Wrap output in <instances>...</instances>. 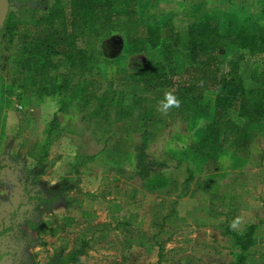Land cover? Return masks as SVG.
I'll use <instances>...</instances> for the list:
<instances>
[{
	"label": "rangeland",
	"instance_id": "obj_1",
	"mask_svg": "<svg viewBox=\"0 0 264 264\" xmlns=\"http://www.w3.org/2000/svg\"><path fill=\"white\" fill-rule=\"evenodd\" d=\"M51 3L11 0L6 17L28 23ZM137 8L149 26L212 21L223 34L264 32V0H137ZM98 47L94 93L117 69L138 71L164 57L161 48L133 53L120 33ZM240 53L230 47L220 56L225 63ZM6 55L0 37V264H232L237 249L225 232L236 217L234 232L259 226L252 264H262L264 122H242L252 135L247 153L225 149L212 165L190 144L213 118L214 92L146 140L140 132L150 100L165 90L150 94L128 124L109 129L81 119L80 86L24 95L10 81ZM244 59L255 70L264 67L262 55ZM166 65L175 68L176 58Z\"/></svg>",
	"mask_w": 264,
	"mask_h": 264
},
{
	"label": "trees",
	"instance_id": "obj_2",
	"mask_svg": "<svg viewBox=\"0 0 264 264\" xmlns=\"http://www.w3.org/2000/svg\"><path fill=\"white\" fill-rule=\"evenodd\" d=\"M28 1L45 8L48 0ZM113 33L122 34L124 43L135 54L161 48L163 61L148 62L138 71L117 69L103 90L91 92L100 72L98 46ZM0 35L7 52L4 66L10 81L24 95L52 96L80 86L81 119H96L109 129L128 124L153 92L173 90L182 103L167 114L157 111L164 96L151 98L149 117L140 132L146 140L164 132L177 118L189 115L206 92H214L213 118L201 138L190 144L196 156L212 165L225 149L236 156L247 153L252 135L242 122H264V67L255 70L244 59L264 56V32L223 34L212 21L180 28L144 25L137 0H52L28 23L20 25L6 17ZM230 47L241 53L223 63L220 51ZM172 58H176L175 68L166 65ZM246 80L256 87H246ZM115 148L109 153L111 157ZM258 227L252 224L241 232L226 227L225 233L237 249L232 264L253 263ZM82 253L83 248L76 249L71 259L76 260Z\"/></svg>",
	"mask_w": 264,
	"mask_h": 264
},
{
	"label": "clouds",
	"instance_id": "obj_3",
	"mask_svg": "<svg viewBox=\"0 0 264 264\" xmlns=\"http://www.w3.org/2000/svg\"><path fill=\"white\" fill-rule=\"evenodd\" d=\"M181 100L177 97L173 90H167L164 93V99L158 103L157 111L162 114H167L173 108H179L181 106ZM241 224V218L236 217L230 223L229 227L236 230Z\"/></svg>",
	"mask_w": 264,
	"mask_h": 264
},
{
	"label": "water",
	"instance_id": "obj_4",
	"mask_svg": "<svg viewBox=\"0 0 264 264\" xmlns=\"http://www.w3.org/2000/svg\"><path fill=\"white\" fill-rule=\"evenodd\" d=\"M8 8V0H0V26L6 19V13Z\"/></svg>",
	"mask_w": 264,
	"mask_h": 264
}]
</instances>
